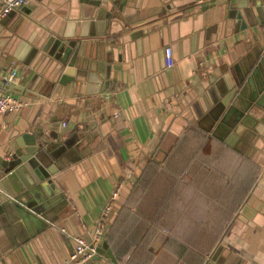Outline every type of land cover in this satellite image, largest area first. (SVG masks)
Returning <instances> with one entry per match:
<instances>
[{"label":"crops","instance_id":"0c3cea01","mask_svg":"<svg viewBox=\"0 0 264 264\" xmlns=\"http://www.w3.org/2000/svg\"><path fill=\"white\" fill-rule=\"evenodd\" d=\"M4 91L26 104L0 114V264H63L108 199L102 264H264L263 0H28L0 19Z\"/></svg>","mask_w":264,"mask_h":264},{"label":"built area","instance_id":"2783aa9c","mask_svg":"<svg viewBox=\"0 0 264 264\" xmlns=\"http://www.w3.org/2000/svg\"><path fill=\"white\" fill-rule=\"evenodd\" d=\"M28 0H1L0 4V19L9 11L17 10L24 5ZM258 1V0H257ZM264 1V0H263ZM164 65L166 67L172 64L171 50L169 46L163 48ZM14 68L10 67L6 73L3 74L4 82L8 83L13 78ZM26 101L19 95L8 91L0 92V114L6 111H18ZM114 193V192H113ZM112 201L108 199L103 205L97 222L88 240L81 236L73 238V247L63 261V264H83L90 255L97 252V246L102 238V231L105 220L108 218L110 211H112Z\"/></svg>","mask_w":264,"mask_h":264},{"label":"water","instance_id":"95a60500","mask_svg":"<svg viewBox=\"0 0 264 264\" xmlns=\"http://www.w3.org/2000/svg\"><path fill=\"white\" fill-rule=\"evenodd\" d=\"M0 4H1V0H0ZM42 36V41L44 42V40L46 42H48V39H49V35H48V32H44L41 34ZM54 37V36H53ZM49 47L47 48V53L52 56L54 59L58 60V64H60V62H64L66 63V65H68L69 67L66 68V72H69V74L72 73V71L74 69H72L71 67L73 66V62H74V57H75V54H76V48H74L71 53L69 54L70 52V49H71V46L73 44L69 43V41L67 39H63L61 38L60 36H56L54 38H52L50 41H49ZM66 55H69L68 58H66ZM108 71V67L107 65H105V74L107 73ZM237 77H238V80H239V75L237 73ZM106 81V80H105ZM13 88H16L13 84H9V86L7 87V90H12ZM260 117V115H259ZM258 117V118H259ZM36 135V134H35ZM39 145L37 144H34L33 142L32 143H25V144H22L20 147V154L22 155H26L25 158L27 159L28 156L30 155H33L36 151V148L38 147ZM19 149V148H18ZM19 155V154H18ZM16 155L15 154H12L11 157H15ZM25 158H22V160H24ZM7 167H10V162H3L2 164H0V169L2 171H4V176H6V178L10 179L12 176H11V170L8 169ZM8 169V170H7ZM137 169V168H136ZM136 169H135V172H136ZM40 173L35 170L38 174V178L40 179H43L47 173H52V168H50V166H46V171L47 173L45 174L44 172H42V169H40ZM47 182L50 183V179L48 177V180ZM89 260H91V262L93 264H102V262L99 261V255L97 253H94L92 255H90V257L88 258ZM87 259V260H88ZM86 262V261H85Z\"/></svg>","mask_w":264,"mask_h":264},{"label":"trees","instance_id":"16d2710c","mask_svg":"<svg viewBox=\"0 0 264 264\" xmlns=\"http://www.w3.org/2000/svg\"><path fill=\"white\" fill-rule=\"evenodd\" d=\"M198 135H199V134H197V136H198ZM175 141L180 142V141H182V139H174L173 142H175ZM196 141H197V142H205L206 140L203 141V136L199 135L198 138L196 139ZM186 167H187V166L184 165V167H183L182 169L174 168V167L172 166V164H171V160H170V159H168L167 162L164 163V166H160V167L156 166V164L153 165V164L150 163V161H148V163L146 164V166H145V168H144V170H143L142 175L147 176V175H150V174H152V175H153V174H171V173H173V172L178 173V171L181 172V173H184L183 171L186 170ZM139 180H141V178H140ZM141 183H142V182H141ZM139 184H140V181H137V182L135 183V186H134L133 189L131 190L132 193H133L134 191H137V190H138L137 186H138ZM131 192H130V193H131ZM129 201H130V200L128 199V202H129Z\"/></svg>","mask_w":264,"mask_h":264}]
</instances>
